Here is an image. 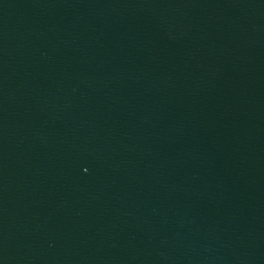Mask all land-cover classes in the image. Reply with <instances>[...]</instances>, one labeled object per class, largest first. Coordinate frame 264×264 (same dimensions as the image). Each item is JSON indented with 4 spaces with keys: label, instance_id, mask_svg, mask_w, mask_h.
Instances as JSON below:
<instances>
[{
    "label": "water",
    "instance_id": "water-1",
    "mask_svg": "<svg viewBox=\"0 0 264 264\" xmlns=\"http://www.w3.org/2000/svg\"><path fill=\"white\" fill-rule=\"evenodd\" d=\"M0 264H264V0H0Z\"/></svg>",
    "mask_w": 264,
    "mask_h": 264
}]
</instances>
